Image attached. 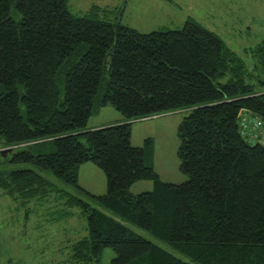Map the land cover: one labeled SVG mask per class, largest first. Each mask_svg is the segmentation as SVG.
<instances>
[{
    "label": "trees",
    "instance_id": "16d2710c",
    "mask_svg": "<svg viewBox=\"0 0 264 264\" xmlns=\"http://www.w3.org/2000/svg\"><path fill=\"white\" fill-rule=\"evenodd\" d=\"M67 1L0 0V158L8 148L12 164L81 189L80 168L93 162L106 192L83 190L112 214L33 168L0 169L2 194L20 207L57 197L80 207L88 233L70 244L76 264H99L105 248L116 253L111 264H191L128 223L200 264H264V138L241 128L246 112L264 122V39L252 51L254 73L191 18L144 33L98 6L77 16ZM97 104L123 121L87 128ZM181 109L189 111L178 127L188 180L177 184L161 180L152 150L133 146L131 131L133 120ZM45 142L54 148L42 150ZM139 180L153 189L131 192Z\"/></svg>",
    "mask_w": 264,
    "mask_h": 264
},
{
    "label": "rangeland",
    "instance_id": "374dc122",
    "mask_svg": "<svg viewBox=\"0 0 264 264\" xmlns=\"http://www.w3.org/2000/svg\"><path fill=\"white\" fill-rule=\"evenodd\" d=\"M67 3L77 16H82L93 6H98L106 10V15L101 11L106 19L144 33L166 28L179 29L191 18L220 36L245 61L248 69L257 73L255 66L258 60L252 51L264 39V0H68ZM20 93L24 94L22 87ZM102 93L103 89L100 91ZM20 105L25 111L24 104L21 102ZM188 113L187 109H181L132 122L131 143L133 146L152 150L151 158L155 170L165 182L180 184L188 180V175L180 169L181 161L178 156V127ZM123 119V113L114 106L97 104L87 128H99ZM37 148L32 150L36 152ZM52 148V142L42 144L44 151H51ZM2 151L0 169L33 168L59 188L70 191L112 214L110 210L98 205L86 192H106V174L95 163L87 162L80 168L79 184L85 191L66 184L49 170L27 163L12 164L10 158L14 152L8 151V148ZM153 185L152 180H139L133 183L130 190L138 194L152 190ZM57 198L50 202H35L27 208L20 207L0 190V256L4 264H9L10 261L12 264H76L71 258L70 244L87 235V216L80 207L67 208L64 201ZM64 211L67 214H63ZM128 225L184 261L200 264L191 261L150 232L130 223ZM115 256L112 248H105L99 264H111Z\"/></svg>",
    "mask_w": 264,
    "mask_h": 264
},
{
    "label": "built area",
    "instance_id": "2783aa9c",
    "mask_svg": "<svg viewBox=\"0 0 264 264\" xmlns=\"http://www.w3.org/2000/svg\"><path fill=\"white\" fill-rule=\"evenodd\" d=\"M241 128L244 136L263 135L264 138V122L251 113L246 112L243 114Z\"/></svg>",
    "mask_w": 264,
    "mask_h": 264
},
{
    "label": "crops",
    "instance_id": "0c3cea01",
    "mask_svg": "<svg viewBox=\"0 0 264 264\" xmlns=\"http://www.w3.org/2000/svg\"><path fill=\"white\" fill-rule=\"evenodd\" d=\"M121 121H123V120H121ZM121 121H120V122H121Z\"/></svg>",
    "mask_w": 264,
    "mask_h": 264
}]
</instances>
